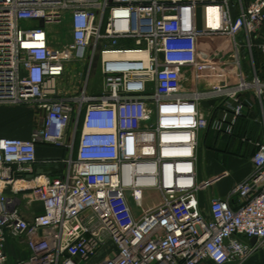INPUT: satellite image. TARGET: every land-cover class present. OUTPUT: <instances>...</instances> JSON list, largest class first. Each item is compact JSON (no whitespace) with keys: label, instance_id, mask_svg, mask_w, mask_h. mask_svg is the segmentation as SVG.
<instances>
[{"label":"built area","instance_id":"built-area-1","mask_svg":"<svg viewBox=\"0 0 264 264\" xmlns=\"http://www.w3.org/2000/svg\"><path fill=\"white\" fill-rule=\"evenodd\" d=\"M64 16L71 38L58 45L50 27ZM263 26L264 0L237 11L230 0H0V107L43 112L28 139L0 138V264L10 241L28 252L15 264H88L101 251L92 264H243L253 256L264 244V143L252 174L207 213L199 193L212 180L198 182L197 150L209 127L232 134L243 94L255 96L264 122L252 56L264 54ZM203 39L224 40L230 64L220 50L200 48ZM97 57L101 88L88 92ZM77 62H87L86 80L66 92L60 80ZM185 71L222 84L189 91ZM204 101L224 104L230 118L209 124ZM38 146L64 157L38 160ZM57 164L61 176L34 172ZM147 193L159 201L145 209ZM22 200L41 212L27 219Z\"/></svg>","mask_w":264,"mask_h":264},{"label":"crops","instance_id":"crops-1","mask_svg":"<svg viewBox=\"0 0 264 264\" xmlns=\"http://www.w3.org/2000/svg\"><path fill=\"white\" fill-rule=\"evenodd\" d=\"M236 4V11L240 7H246L252 0H230ZM240 1V2H239ZM33 23L27 22L26 26L30 27ZM260 36L264 37V26L259 30ZM225 44L221 39H203L200 41V48L205 50H220L221 61L230 64L231 54L229 50H222ZM241 56L248 57L246 50L241 52ZM256 64L257 75L264 83V54L259 50H254L252 53ZM249 58V57H248ZM68 69V67H67ZM230 69V68H228ZM214 71V70H213ZM209 72V71H208ZM67 73V71H66ZM187 79L184 81V87L189 91H205L210 86L222 84L221 79H209L206 77L207 72H202L200 78L186 74ZM66 75V74H65ZM65 76L61 78L60 85ZM69 87H71L69 85ZM68 87V88H69ZM80 85L74 84L72 91L64 89L66 92H76ZM240 100L244 104L242 114L237 118L231 135L218 133L212 128H208L199 135V147L197 150V179L198 182L212 180L209 187L204 188L199 193L200 207L204 213L209 210L210 201L215 198L227 199L231 194L232 189L240 182L246 180L253 171L251 157L256 150V144L264 143V122L262 120L259 104L255 96L251 94H243ZM203 108L207 114L209 124L226 115L229 119L231 112L224 104L219 102L204 101ZM3 109V110H2ZM11 107H0V125L3 115H7ZM12 112V111H11ZM0 128V138L4 137ZM11 137L28 139L27 135H18L16 133L9 134ZM64 157V151L51 149L44 146L37 147L38 160H60ZM64 171L63 165H36L34 172L36 174H51L52 176H61ZM232 205H237V200L231 198ZM27 208L26 203L22 200L20 208L23 215L27 219H31L35 214L41 212L40 203L33 201L29 203ZM9 256L8 264H15L19 258H24L28 255L25 246L19 242L10 241L7 248ZM12 259V260H11ZM243 264H264V244L261 248Z\"/></svg>","mask_w":264,"mask_h":264},{"label":"rangeland","instance_id":"rangeland-1","mask_svg":"<svg viewBox=\"0 0 264 264\" xmlns=\"http://www.w3.org/2000/svg\"><path fill=\"white\" fill-rule=\"evenodd\" d=\"M200 18V13H199ZM41 23H33L30 25V27H36L40 26ZM26 27V26H24ZM54 42L58 45H65L70 42L71 38V32H70V24H69V17L64 16L61 22L56 25L50 27ZM245 57V56H244ZM246 59L242 58V65L243 69L246 72L247 75L251 76V72L248 71L249 66H247ZM87 62H77L70 64L67 69V73L65 75L64 80L62 81V88L64 89H70L74 84L80 85L81 80L85 82L87 74H88V65H86ZM83 75V76H82ZM88 92H94L98 93L101 88V76L99 71V60L98 57L96 58L94 65L92 67V70L90 72V75L88 76ZM69 85L71 87H69ZM69 87V88H68ZM72 91V88L71 90ZM13 110H10L7 115H3L5 117L1 120L0 128L2 129V133L5 134L4 137H11L9 134H18L21 135H27L32 130L36 129L41 125L42 118H43V112H34L32 109H29L27 107H11ZM3 110V109H2ZM12 111V112H11ZM159 201L158 196L155 193H147L145 197V205L144 208L148 209L149 206H152V203H157ZM103 251L99 253V255L93 259L90 263L92 264L98 261L100 257H102ZM12 260V259H11Z\"/></svg>","mask_w":264,"mask_h":264},{"label":"water","instance_id":"water-1","mask_svg":"<svg viewBox=\"0 0 264 264\" xmlns=\"http://www.w3.org/2000/svg\"><path fill=\"white\" fill-rule=\"evenodd\" d=\"M256 242V239L255 238H252V239H250V244H254Z\"/></svg>","mask_w":264,"mask_h":264},{"label":"trees","instance_id":"trees-1","mask_svg":"<svg viewBox=\"0 0 264 264\" xmlns=\"http://www.w3.org/2000/svg\"><path fill=\"white\" fill-rule=\"evenodd\" d=\"M255 66H256V64H255ZM257 67V66H256Z\"/></svg>","mask_w":264,"mask_h":264},{"label":"bare ground","instance_id":"bare-ground-1","mask_svg":"<svg viewBox=\"0 0 264 264\" xmlns=\"http://www.w3.org/2000/svg\"><path fill=\"white\" fill-rule=\"evenodd\" d=\"M215 25H216V23H215Z\"/></svg>","mask_w":264,"mask_h":264}]
</instances>
